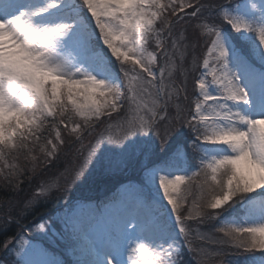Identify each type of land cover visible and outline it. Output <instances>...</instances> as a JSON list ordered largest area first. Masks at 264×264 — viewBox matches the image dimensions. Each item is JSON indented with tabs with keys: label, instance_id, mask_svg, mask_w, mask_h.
Returning a JSON list of instances; mask_svg holds the SVG:
<instances>
[{
	"label": "snow or ice",
	"instance_id": "1",
	"mask_svg": "<svg viewBox=\"0 0 264 264\" xmlns=\"http://www.w3.org/2000/svg\"><path fill=\"white\" fill-rule=\"evenodd\" d=\"M225 4L222 0H81L99 39L119 64L118 82L112 83L97 75L105 71L104 56L83 37L73 35L75 22L44 20L62 6L61 0L28 4L18 15L14 13L21 0H0V12L12 13L11 19H0V159L7 153L9 159L22 161L7 165L10 171L2 177L4 183L19 189L21 177L35 175L42 165L57 168L51 182L37 185L44 199L50 200L84 179L105 142L123 147L138 133H155L164 147L178 129L187 126L200 142L193 144V151L199 153L198 170L191 175H161L159 186L171 205L183 244L194 251L190 221L199 224L219 218L221 210L228 211L248 194L264 189V116L253 118L238 110L239 104L249 103L250 94L233 67L235 63L244 68L252 80L259 71L264 81V51L254 53L260 64L256 69L245 53L230 52L221 31L228 23L237 32H255L264 49V26L254 27L232 16ZM204 33L214 38L203 41L207 56L201 75L196 76L201 67L196 52ZM189 57L191 65L185 67ZM170 63L183 79L173 76ZM114 124L122 130L118 138L105 139L97 131ZM89 137L95 139L94 145L91 141L85 145ZM200 144L220 146V154L209 155ZM73 157L83 163H73ZM185 180L197 183L186 185L184 194L177 196ZM41 204L39 197L33 202L27 196L16 207L9 204L11 210L0 217V234L5 237L0 252L14 255L11 264H30L25 256L29 241L7 233ZM116 206L124 207L123 203L109 205L106 212ZM193 209L199 214L194 216ZM249 211L264 214V204L252 205ZM49 223H37L34 231L46 232ZM126 227L135 230L136 223L129 219L121 230ZM218 230L227 237L215 241L221 248L264 250V223ZM0 264L9 261L0 256ZM104 264L125 261L117 252ZM127 264H182L180 242L153 248L139 241L130 249Z\"/></svg>",
	"mask_w": 264,
	"mask_h": 264
},
{
	"label": "rangeland",
	"instance_id": "2",
	"mask_svg": "<svg viewBox=\"0 0 264 264\" xmlns=\"http://www.w3.org/2000/svg\"><path fill=\"white\" fill-rule=\"evenodd\" d=\"M26 1L21 0L22 6L16 9L14 14L18 15L20 11L24 10V6H27ZM46 2L47 0H34L32 5ZM222 2L226 3L225 7L232 16L238 17L254 27L264 26V8L261 7L264 0H222ZM61 5L60 8L53 11L52 16H45L44 20L46 22H55L56 20L75 22L76 27L73 35L83 37L94 50L104 56L105 71L98 72L97 75L112 83H117L119 73L114 68V58L99 39L98 30L91 14L80 6L81 0H61ZM5 18L11 19L12 13L0 14V19ZM221 31L230 52L233 54L237 51L245 53L250 57L248 63L254 65L256 69L260 68L258 57L254 53L264 51V49H261L255 32H237L228 23L223 24ZM210 38L214 37H209L206 33L202 34L200 44H203H199L196 52V55L200 57L201 67L195 73L196 76L201 75L203 57L207 56L203 41ZM209 59L211 61L213 58L209 57ZM162 60V57L159 58L157 63H162ZM190 65L189 57L185 67H190ZM233 65L236 64L233 63ZM168 69L172 71L174 77L179 75L177 68L173 67L171 63L168 65ZM256 75L257 78L252 80L245 71L244 76L252 81L255 89L252 91L247 87L250 94L249 103L239 104L238 110L253 118H260L264 116V81L259 79V71ZM183 78V75H179V79ZM207 79L210 80L211 76L209 75ZM188 91L191 95L192 79L190 75ZM211 91L213 94L216 93L214 86ZM196 92L199 93V88L196 89ZM244 105L249 106L248 112H245L247 108ZM78 119L80 118L78 117ZM186 128L188 133L185 135L190 136L191 130L187 126L181 127L164 147H161L155 133L147 135L138 133L135 137L130 138L123 147L105 142L95 160L89 165L84 179L68 186V190L76 189L74 194L69 196L64 193L54 197L58 199L59 207L54 217L49 221L48 230L37 232L34 231L35 227L26 228L22 238L29 241L25 256L30 264H104L106 257L117 252L127 264L130 249L135 247L139 241L145 242L143 233L148 229L156 235L153 248L166 247L175 241L180 242L182 264H221V261H225L226 264H264V250L257 248L245 251L230 245L221 248L215 243V241L227 239L218 230L221 227L241 225L257 227L259 223H264V214L249 211L252 205L264 204V189H257V191L248 194L245 201L235 204L228 211L221 210L223 214L219 218L207 220L209 224L203 225V223L198 224L195 220L190 221L192 247L195 250H190L187 245L183 244V237L179 233L171 205L160 189L159 177L161 175L169 177L191 175L193 171L198 170V165L194 163L193 154H191L193 149L188 147L192 144L191 136L187 140L179 139L181 130ZM61 131L63 132V129ZM97 131L102 132L105 139L108 136L118 138L122 135V130L115 124L107 130L100 128ZM193 137L196 138L195 133H193ZM89 141L93 145L95 144V139L89 137L85 140V145ZM203 150L209 155L220 154V146L209 145ZM181 151L183 156L178 155ZM13 161L17 164L22 163L15 159ZM73 163H83V159L76 161L73 157ZM57 170L49 171L43 175L41 187L45 186L46 180L48 182L53 180V174ZM96 177L103 178V180H91ZM55 179L58 180L59 177L56 176ZM203 179L201 176L199 181L202 182ZM195 183H197L196 180H185L179 185L176 195H183L185 186ZM189 199H191L190 196ZM120 203H123L124 207H112L106 212L109 205ZM87 205H91V207H87ZM141 211V214H145L143 217L145 219H142V222L145 223L138 221ZM198 214L193 209V215ZM129 219H133V222L136 223L135 230L131 227L121 230ZM248 238L245 237V239ZM182 247L186 248L185 252ZM216 252H221L223 255L217 256ZM0 256H4L9 264L15 259L14 255L3 252L0 253ZM147 256L151 259L150 252L147 253Z\"/></svg>",
	"mask_w": 264,
	"mask_h": 264
},
{
	"label": "trees",
	"instance_id": "3",
	"mask_svg": "<svg viewBox=\"0 0 264 264\" xmlns=\"http://www.w3.org/2000/svg\"><path fill=\"white\" fill-rule=\"evenodd\" d=\"M13 159L14 158L9 159L8 154L6 153L0 162V217H2L6 211L11 210L8 207L9 204H11L12 207H16L19 202L27 196H32L33 202H35L36 197H39V200L43 201V204L39 206L35 213L24 218L22 224H14L7 233L8 235L12 236H17L19 234V237H23L25 235L26 228L35 227V225L39 222L50 221L57 212V209L59 207L58 199L52 198L50 200H45L44 195H42L39 189L40 187H37V185L41 186L42 177L45 173L53 171L57 168H53L51 166L40 167L39 169H37V173L35 175L28 178L21 177V187L19 189H13L9 188L2 179L4 174L10 171V169L7 167L8 164H11L13 166L17 165L16 162L14 163ZM4 161H7V164L5 166ZM59 163L60 162H57L58 165ZM100 177L92 178L91 180H103V178ZM75 190L76 189L71 188L70 190H67L66 194L72 196ZM4 238L5 237L0 234V240H3Z\"/></svg>",
	"mask_w": 264,
	"mask_h": 264
},
{
	"label": "bare ground",
	"instance_id": "4",
	"mask_svg": "<svg viewBox=\"0 0 264 264\" xmlns=\"http://www.w3.org/2000/svg\"><path fill=\"white\" fill-rule=\"evenodd\" d=\"M32 2H34V0H27L25 4H27V5L32 4ZM233 67H234V70H236L240 73L242 85H244V86L248 87L250 90L254 91L255 85H253L252 81H250V79L247 76H244L245 75V69L239 67L238 65H233ZM244 107L247 108V110H245V112L246 111L248 112L249 106L247 107L246 105H244ZM141 213H142V211L138 215V221L139 222H142V219H145V218H143L145 216V214L143 215ZM122 219H123V217H122ZM142 223H145V222H142ZM143 237L145 238L146 243H148L151 247H154L155 240H156L155 233H153L151 230L148 229L143 233Z\"/></svg>",
	"mask_w": 264,
	"mask_h": 264
}]
</instances>
